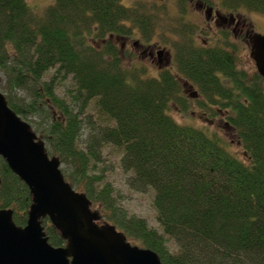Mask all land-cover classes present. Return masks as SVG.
<instances>
[{"label":"trees","instance_id":"obj_1","mask_svg":"<svg viewBox=\"0 0 264 264\" xmlns=\"http://www.w3.org/2000/svg\"><path fill=\"white\" fill-rule=\"evenodd\" d=\"M219 2L225 10L264 15V0ZM154 19L151 8L123 0H54L42 15L28 0H0V89L22 119H42L44 127L33 130L105 222L157 253L163 264H264V79L223 51L209 52L214 65L207 67L192 44L185 46L191 63L186 74L196 77L204 99L188 97L178 82L129 69L121 39L136 28L150 38ZM68 79L74 84L69 102L58 95ZM93 100L113 125L93 127L82 140L83 114ZM215 107L227 113L226 127L234 130L243 159L215 132L180 124L169 113L175 108L192 115L200 108L216 115ZM107 145L122 149L129 187L154 192L162 233L130 215L109 182L101 184L104 177L95 171ZM0 179V210L12 209L15 224L25 227L32 195L1 157ZM43 226L50 243L62 246L49 219Z\"/></svg>","mask_w":264,"mask_h":264},{"label":"water","instance_id":"obj_2","mask_svg":"<svg viewBox=\"0 0 264 264\" xmlns=\"http://www.w3.org/2000/svg\"><path fill=\"white\" fill-rule=\"evenodd\" d=\"M251 58L264 78V35L252 36ZM0 157L29 188L33 201L25 228L15 224L12 209L0 210V264H163L157 253L133 245L115 225H99L100 211L66 180L60 159L49 155L1 89ZM44 219L61 234L65 247L50 244Z\"/></svg>","mask_w":264,"mask_h":264},{"label":"flooded vegetation","instance_id":"obj_3","mask_svg":"<svg viewBox=\"0 0 264 264\" xmlns=\"http://www.w3.org/2000/svg\"><path fill=\"white\" fill-rule=\"evenodd\" d=\"M135 2L151 8L155 16H157V20L154 19V30L150 32V38L147 37L146 31L143 32V30L141 31L137 28L133 30L132 35L123 36L121 47L124 51L123 54L127 56L125 60H133L131 56L134 49L131 50L130 48V42L132 41V48L142 47L143 55L147 57L146 60L143 59V66L141 65L142 67L140 68L146 70V77L155 78L158 81L163 79L164 81L169 80L171 83L178 82L182 86L185 95L196 97V99L204 98L196 92L198 85L196 77L186 74L190 71L191 63L184 56L187 51L185 46L192 44L191 47H194L193 51L203 53L207 67H213L214 61L210 59L212 51H223L226 55L230 53L240 58L241 43H248L251 47V38L256 34L257 30L255 23L252 20L250 21L248 16L241 15L243 13L236 11L223 9L219 1L135 0L133 4ZM194 10L199 14L204 13V19L202 20ZM194 13L196 16H193L195 15ZM176 18L178 21H175ZM168 24L171 25V28ZM133 38L137 39L134 41ZM209 52L211 53L208 56ZM224 56L222 55V57ZM223 62L225 63V60ZM239 63L240 61L237 58V61L234 62L235 70L233 74L238 71ZM210 70H214V68ZM213 73L215 78H218L221 82L224 81L223 83L226 84L223 79V73L220 70L213 71ZM209 78L208 76L207 79L211 81ZM230 84L231 81L227 82V86H230ZM105 224H107L105 221L99 223V225ZM43 229L46 233L44 226ZM66 245L67 243L64 241L62 246L54 247H65Z\"/></svg>","mask_w":264,"mask_h":264},{"label":"rangeland","instance_id":"obj_4","mask_svg":"<svg viewBox=\"0 0 264 264\" xmlns=\"http://www.w3.org/2000/svg\"><path fill=\"white\" fill-rule=\"evenodd\" d=\"M30 5L37 10L38 13L41 15L45 13L46 9L54 3V0H28ZM135 0H123V4L126 6H131ZM199 17L203 20L205 17L204 13H198L194 10ZM193 11V12H194ZM244 13L241 15L248 16L250 21L252 20L253 23L256 25V34L264 35V15L257 13V12H250V11H243ZM195 14V13H194ZM193 16H196L193 15ZM198 17V16H197ZM198 17V18H199ZM199 18V20H200ZM162 20V19H161ZM175 21H178L176 18ZM162 24V23H161ZM169 25V24H168ZM160 26V24H159ZM171 28V25H169ZM134 41L137 38H133ZM132 41L130 42V48L132 51V61H126V66L129 69L140 68L143 66V59L146 60L147 57L143 55V48L142 47H134L132 48ZM242 51L240 52L241 63L244 67L251 72H256L257 68L255 66L254 61L250 57L251 55V47L250 45L241 43ZM151 47V46H149ZM142 65V66H141ZM153 67V66H152ZM255 67V69H254ZM1 77H4L2 73H0ZM52 73H48L46 75V79L49 80L52 76ZM63 84V85H62ZM61 86L58 89V95L65 99L67 102L70 101L69 94L67 93L69 90L74 88L73 81L68 79L64 81V83L60 84ZM23 97H26L23 93L20 94ZM216 108V107H215ZM85 112L83 114L84 122L87 121L85 124V131L84 135L82 136V140L87 138V133L89 134L93 127H97L101 129V127L109 125H113L111 120L109 121L107 117L100 113L98 107L96 105V101H91L85 108ZM218 110L217 114L215 113H208L207 111H200V108H196L194 110L191 109L190 112L194 114L188 115L185 113H181L177 109L173 108L170 109L169 113L173 119L180 123V124H195L200 128L208 131V132H215L219 135L222 140H224L230 147L231 150L228 149L230 152L234 153L239 158L243 159L242 151L240 146L238 145V139L235 135V132L232 128L226 127V117L227 113L222 112L220 108H216ZM208 113V115H205ZM213 115V116H212ZM88 121H91L88 123ZM34 130L38 128L41 129L44 127V123L40 117L31 118L29 122ZM123 156V151L121 148L107 145L103 148L102 151V161L97 166V170L95 171L98 175H102L104 177L103 183L109 182L113 186L114 195L118 198V202L123 206L130 215H136L138 217L144 218L148 221L152 228L157 229L159 232H163L158 220H157V212L154 207V192L152 190H148L147 192H137L129 187L127 180L131 176V174L125 173L121 166V159ZM93 210H99V207L93 208ZM102 222L105 221V218H102ZM133 245H138L134 241L130 240ZM168 246L170 250L176 251L177 247L174 243L169 242Z\"/></svg>","mask_w":264,"mask_h":264},{"label":"bare ground","instance_id":"obj_5","mask_svg":"<svg viewBox=\"0 0 264 264\" xmlns=\"http://www.w3.org/2000/svg\"><path fill=\"white\" fill-rule=\"evenodd\" d=\"M212 1H214V2H215V1H219V0H212ZM216 4H218V3H216ZM124 5H125V4H124ZM210 71L213 73V70H210Z\"/></svg>","mask_w":264,"mask_h":264}]
</instances>
